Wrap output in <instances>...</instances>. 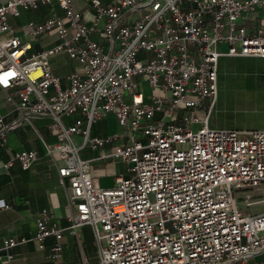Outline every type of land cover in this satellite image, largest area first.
Listing matches in <instances>:
<instances>
[{
    "label": "built area",
    "instance_id": "built-area-1",
    "mask_svg": "<svg viewBox=\"0 0 264 264\" xmlns=\"http://www.w3.org/2000/svg\"><path fill=\"white\" fill-rule=\"evenodd\" d=\"M84 1L91 19L73 0L0 4V88L18 114L7 121L0 110V146L23 122L50 117L47 152L59 156L73 210L63 227L44 208L31 239L45 248L54 236L48 256L57 261L64 231L89 224L95 264H236L264 250V210H251L264 203V129L211 125L220 57L264 56V0ZM43 4L50 14L28 20L23 34L55 32L58 41L29 55L9 18ZM57 54L80 67L54 74ZM109 114L119 129L93 134ZM37 158L17 150L4 166L30 168ZM97 160L127 167L103 187ZM26 240L5 238L0 258Z\"/></svg>",
    "mask_w": 264,
    "mask_h": 264
},
{
    "label": "crops",
    "instance_id": "crops-1",
    "mask_svg": "<svg viewBox=\"0 0 264 264\" xmlns=\"http://www.w3.org/2000/svg\"><path fill=\"white\" fill-rule=\"evenodd\" d=\"M6 0H0V4ZM109 1V0H105ZM76 9L82 11L87 19L93 16L92 5L84 0H73ZM50 14V5L43 4L36 10H23L19 16H10V23L23 34L22 27L30 19L43 20ZM24 40L30 43L28 54L39 53L58 41L55 32L31 39L23 34ZM264 56H230L224 55L219 59L218 66V96L211 115V125L217 128L251 130L264 129V73L259 71L251 73L249 63L252 59ZM54 74L65 77L70 72L78 69L79 63L71 60L66 54H57L51 58ZM251 64V63H250ZM255 71V70H254ZM243 78L241 86L230 83L232 79ZM229 96L255 100L261 104L253 113V121L241 119L240 113L230 115L225 109ZM0 110L11 121L18 114L13 106L6 100V90L0 88ZM234 118V119H233ZM48 116L34 117L31 122H23L7 134L6 145L0 146V203L5 202L8 207L0 208V247L5 238H16L22 241L10 248L12 259L5 256L0 258V264H95L98 260V252L90 248L94 240L91 225H82L75 233L66 229L60 242L62 250L59 259L55 261L48 255L56 238L50 236L46 239L45 248H40L32 240L36 230V220L39 213L48 209L63 227L70 225L69 215L72 208L68 205L67 184L62 182L58 171L60 163L57 154L47 152V144L56 141V136L51 132ZM119 129L116 117L113 114L98 120L93 126V134L106 136ZM38 152V158L30 168H23L18 160L6 167L7 162L14 151L31 150ZM90 151H84V157H91ZM116 165L104 162L103 167H93L95 182L99 186L109 187L114 184L115 175L124 169ZM5 253V252H4ZM236 264H264V250Z\"/></svg>",
    "mask_w": 264,
    "mask_h": 264
},
{
    "label": "rangeland",
    "instance_id": "rangeland-1",
    "mask_svg": "<svg viewBox=\"0 0 264 264\" xmlns=\"http://www.w3.org/2000/svg\"><path fill=\"white\" fill-rule=\"evenodd\" d=\"M250 63H249V67L247 65H243L244 67L249 69L248 71H250L251 73H256V70H257V71H259L260 75L262 73H264V59L263 58L252 59L250 61ZM230 83H237L241 86V84L244 83V79L237 77L236 79H232L230 81ZM260 106H261V104L255 100L249 101L248 99L229 96L227 98L225 109L227 110V112H229V114L231 116L235 115L236 111H238L240 114L238 116H234V117H236V118L241 117V119L253 121L255 118L252 115L254 112H256L258 110V108H260ZM107 162H109V164L116 165L113 161H107ZM91 165L93 167H103L104 161H98V160L93 161V162H91ZM123 167L126 168L127 164L125 162L119 161L118 168L121 169ZM251 210L252 211L264 210V203L256 204V205L252 206ZM90 248L93 252H95V251L98 252L97 245L95 244L94 241L92 242Z\"/></svg>",
    "mask_w": 264,
    "mask_h": 264
},
{
    "label": "snow or ice",
    "instance_id": "snow-or-ice-1",
    "mask_svg": "<svg viewBox=\"0 0 264 264\" xmlns=\"http://www.w3.org/2000/svg\"><path fill=\"white\" fill-rule=\"evenodd\" d=\"M4 83H7V81H3Z\"/></svg>",
    "mask_w": 264,
    "mask_h": 264
}]
</instances>
